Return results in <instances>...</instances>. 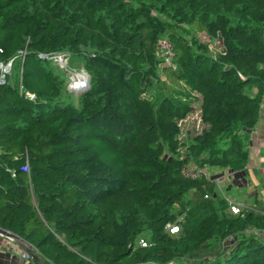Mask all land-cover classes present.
Wrapping results in <instances>:
<instances>
[{
  "label": "trees",
  "instance_id": "obj_1",
  "mask_svg": "<svg viewBox=\"0 0 264 264\" xmlns=\"http://www.w3.org/2000/svg\"><path fill=\"white\" fill-rule=\"evenodd\" d=\"M0 50L20 63L0 84V228L44 264H264V211L233 214L215 183L248 167L264 0H0ZM73 54L78 90L55 64Z\"/></svg>",
  "mask_w": 264,
  "mask_h": 264
},
{
  "label": "crops",
  "instance_id": "obj_2",
  "mask_svg": "<svg viewBox=\"0 0 264 264\" xmlns=\"http://www.w3.org/2000/svg\"><path fill=\"white\" fill-rule=\"evenodd\" d=\"M212 172V174L215 172L216 174L221 173L215 169H213ZM228 174L229 175H227L224 180H221L218 185L220 186L226 182L227 189L235 190L233 196H231L233 199L238 201L246 200L247 197L252 194L253 199H249L252 200V203H255L256 205L260 202L264 203V183L263 186H261V183L259 182V179L264 180V101L261 104L259 120L256 124V127L250 134L248 167L246 171L230 172ZM259 185L261 186V192L263 193L262 195L258 194L259 192L257 187ZM226 198L232 202L234 201L230 198V196H226ZM235 204L239 206L238 203ZM255 204H252L251 207H244L252 208V206ZM258 211H264V208ZM16 251L20 253L19 250ZM0 264H26V262L18 254H15L9 258L0 252Z\"/></svg>",
  "mask_w": 264,
  "mask_h": 264
},
{
  "label": "rangeland",
  "instance_id": "obj_3",
  "mask_svg": "<svg viewBox=\"0 0 264 264\" xmlns=\"http://www.w3.org/2000/svg\"><path fill=\"white\" fill-rule=\"evenodd\" d=\"M60 56H61V58L57 59L55 64L58 65L62 70L65 71L66 74H61V76H62L63 80L65 82H67V88L70 90H78L80 87H82L88 81V74L83 69H80L82 66L83 60L80 57L73 54L71 57V60L69 61V64H67V59L64 58L63 55H60ZM19 65H20V63L18 61L14 62V64H13V67H12L10 75H9V76H11V78L13 80V81L11 80V82H14V81L17 82L20 80ZM195 106L198 108V103H196ZM200 128H201V123H200V119H199V108H198V110L194 111V113L188 115L187 117H185L181 121L182 133H181L180 139L185 141L187 138V135H190V134L192 135L195 132H198L200 130ZM212 170L213 169H210L208 167L206 176L212 177L214 175V174H212L213 173ZM258 176H259V174H258ZM259 182L261 183V186H263L264 180L259 179ZM226 186H227L226 182L219 186L224 197L230 196V198L232 200H234L233 201L234 203L239 204V208L244 207V206H250L251 207L252 204H255V203L251 202L252 200H249V199H253L252 194L249 195V197H247L246 200H239L238 201V200L233 199L231 196H233V193L235 192V190L227 189ZM261 186L259 185L257 187L259 195L263 194L261 192ZM252 208L257 209V210H262L264 208V203L260 202L257 205L255 204L252 206ZM260 235H262V234H260ZM147 236H148V233L143 234V237H147ZM3 254L6 255V257L8 256V254H6V253H3ZM9 258H11V257H9Z\"/></svg>",
  "mask_w": 264,
  "mask_h": 264
},
{
  "label": "built area",
  "instance_id": "obj_4",
  "mask_svg": "<svg viewBox=\"0 0 264 264\" xmlns=\"http://www.w3.org/2000/svg\"><path fill=\"white\" fill-rule=\"evenodd\" d=\"M158 50L160 51V55L162 57L163 63L169 64L171 57H172V47L167 38H163L158 42ZM0 53H2L1 50H0ZM60 58L61 56L57 55L55 60L60 59ZM12 62H13V58L8 59L7 61L0 60V84H3L6 80V77L10 75L11 68H12ZM21 90H22V87L20 85L19 91L21 92ZM27 95H29L31 98L33 97L32 94L27 93ZM181 173L186 178L194 179V178H197L198 176L199 177L206 176L207 167L206 165L201 166V165H196V164H188L182 167ZM224 178L225 177L220 176L215 179L216 188L217 190L221 192L222 195L223 193L220 190V187L218 184L221 180H224ZM205 197L207 196L205 195ZM226 200L228 201L230 205V211L233 214H237L239 212V206L233 203L232 201L228 200L227 198ZM166 228L169 233H175L177 232V229H178L176 225H168L166 226ZM231 239L232 238L230 237L229 240ZM140 245L145 246L146 245L145 241L140 240ZM16 250H19L20 253L17 252ZM0 252L8 254L9 257H12L15 254H18L19 256L22 257V259L26 262V264H29L30 261L32 260L31 257L26 252L22 251L19 247H17L10 239L3 237V236H0Z\"/></svg>",
  "mask_w": 264,
  "mask_h": 264
},
{
  "label": "water",
  "instance_id": "obj_5",
  "mask_svg": "<svg viewBox=\"0 0 264 264\" xmlns=\"http://www.w3.org/2000/svg\"><path fill=\"white\" fill-rule=\"evenodd\" d=\"M0 236L10 239L17 247H19L22 251L26 252L31 257L34 263L44 264L43 261L39 258L35 249L19 236L10 233L2 228H0Z\"/></svg>",
  "mask_w": 264,
  "mask_h": 264
}]
</instances>
